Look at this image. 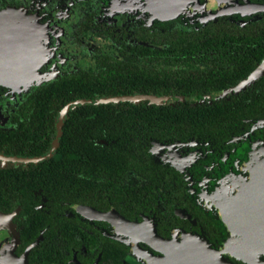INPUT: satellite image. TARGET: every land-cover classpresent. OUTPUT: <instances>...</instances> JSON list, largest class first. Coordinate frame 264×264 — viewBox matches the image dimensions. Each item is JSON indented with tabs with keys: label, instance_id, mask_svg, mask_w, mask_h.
<instances>
[{
	"label": "flooded vegetation",
	"instance_id": "obj_1",
	"mask_svg": "<svg viewBox=\"0 0 264 264\" xmlns=\"http://www.w3.org/2000/svg\"><path fill=\"white\" fill-rule=\"evenodd\" d=\"M5 8L24 14L26 42L41 62L31 67L40 81L0 84V192L9 190L0 199V264H172L161 240L243 264L230 254L238 235L221 218V195L237 194L226 190L247 173L241 164L251 147L264 144V114L241 118L244 124L227 137H194L198 128L177 129L175 117L182 108L204 110L222 98L233 97L236 107L240 95L264 111V97L257 98L264 94V55L241 56L239 41L207 39L210 28L238 33L264 16V0H0ZM219 62L234 81L224 72L214 76L211 64ZM0 70L6 68L0 64ZM102 73L128 78H112L116 94L81 88ZM47 83L58 84L56 90ZM40 87L43 103L30 102ZM105 97L125 98L93 102ZM124 101L130 103L117 105ZM108 102L114 103L110 112L150 109L104 135L109 143L143 136L159 167L79 171L74 194L60 184H32L38 180L32 173L46 170L29 164L52 156L70 113ZM172 251L179 263L186 261Z\"/></svg>",
	"mask_w": 264,
	"mask_h": 264
},
{
	"label": "trees",
	"instance_id": "obj_2",
	"mask_svg": "<svg viewBox=\"0 0 264 264\" xmlns=\"http://www.w3.org/2000/svg\"><path fill=\"white\" fill-rule=\"evenodd\" d=\"M209 31L210 35L207 36L209 41L217 39L220 42L226 40L239 41V46H241L239 55L241 56L249 57L253 54L257 56L264 55V16H260L257 20H252L250 23L247 22L240 26L238 33L235 32V29L226 30L225 28L222 32L214 28H210ZM222 45H227V43ZM252 45L254 46L252 47ZM253 51L256 52L254 53ZM204 54L201 53L200 55ZM212 54L220 55L219 52ZM234 54L233 52H229L230 56ZM221 64V62L211 64V69L215 73L214 76L224 72L230 81H234L236 77L226 72L221 67ZM241 64H246V61H242ZM163 70L169 71L167 69ZM198 71L202 74L206 72V69H198ZM114 74L105 75V73H102L95 77V81L89 80L91 83L85 84L81 88L96 91V94L99 96L116 94L113 87L116 88L117 86L116 84L113 87L111 86V82L115 81L112 78L116 77L118 78L117 81H120L128 77L125 74L119 76H115ZM46 85H50L53 90H56L58 84L47 83ZM44 87L38 88L37 92L29 95L33 98V101L31 100L30 102L43 103V94H40V92L43 93ZM207 88L203 84V89ZM260 97H264V94L257 96V98ZM243 98L244 95H240V104L238 102L236 107H234L232 102L233 97H231L228 100L225 98L219 99L208 105L204 110L196 107L182 108L181 112H178L175 117L178 124L176 128L181 129V127H187L192 130L198 128L197 133L193 135L194 137L206 136L205 134L208 137H227L239 125L244 124L241 118L250 117L254 114H264V111H260L255 103L244 102ZM127 103L130 102H118L117 105ZM140 103H146V101ZM113 104L111 102L99 105L91 103L79 107V109H90V111L71 112L70 116L63 123L62 135L59 138V144L52 156L37 163L29 164V168L46 170V172L42 173H32V177L38 179L32 181V184L37 183L40 186L48 182L60 184L74 194L76 192L74 186L82 182L78 175L79 171L86 173L94 171L105 175L107 173L118 172L123 168L145 169L148 167L149 171L157 169L159 165L152 161L150 153L147 150L148 143L143 141V136L129 134L131 140L127 143H109L104 135V133L109 132L112 125L117 126L120 121L140 119V115L150 109L110 112L109 110ZM119 109L123 108L119 107ZM91 113H94L93 116H91ZM135 113L138 116H135ZM33 128L37 129L35 127ZM46 129L49 135H51L53 126L50 125ZM27 130L30 131L31 127H27ZM116 130H121V128L116 127ZM187 134L188 132L183 135ZM101 139L106 140V143H103ZM20 183L21 180H16L13 182V185L15 188H18L20 187ZM25 184L32 186L29 181H25ZM8 194V189L6 191L2 190L0 192V199H6ZM2 209L9 210L11 207H4Z\"/></svg>",
	"mask_w": 264,
	"mask_h": 264
},
{
	"label": "water",
	"instance_id": "obj_3",
	"mask_svg": "<svg viewBox=\"0 0 264 264\" xmlns=\"http://www.w3.org/2000/svg\"><path fill=\"white\" fill-rule=\"evenodd\" d=\"M19 9L10 8L0 10V64L6 70H0V84L15 85L16 88L31 82L40 81L34 78L31 67H38L40 60L35 59L31 43H27L26 18L23 17ZM16 39L15 43L12 40ZM255 74H251L247 80L252 79ZM150 99L158 101V97L148 96ZM125 97H105L93 102H105L108 100H121ZM138 100L141 97H127ZM84 102L85 100H81ZM79 100L70 104H75ZM70 104L66 105L69 106ZM62 112L60 113L61 118ZM60 120L58 125H60ZM241 168L247 171L243 176L237 177L235 185L226 192H236L235 196H227L224 193L221 203V218H225L234 232L238 235L232 239L235 241V249L230 253L234 258L239 259L243 264H264V144L260 148L251 147L248 157L242 162ZM217 196L216 188L213 190ZM214 196V197H215ZM218 200V197L216 198ZM201 201V198L198 199ZM217 208V205H213ZM225 219H223L225 221ZM154 237V235H153ZM166 242V243H165ZM160 245L165 244L162 250L166 255L173 258L172 264H233L231 261L217 254V251H209L206 255H200L199 250L190 249L189 245L178 246L167 245V240H161ZM192 246V245H191ZM177 248L176 253H184L186 261L182 263L176 259L172 249ZM205 248V247H204ZM165 250V251H164ZM205 251V250H204ZM203 254V253H202ZM198 259L193 261L194 256Z\"/></svg>",
	"mask_w": 264,
	"mask_h": 264
}]
</instances>
